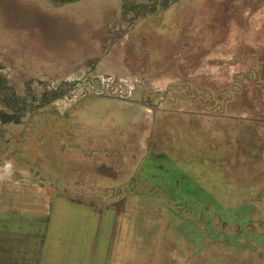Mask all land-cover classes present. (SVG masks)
Returning <instances> with one entry per match:
<instances>
[{
	"label": "rangeland",
	"instance_id": "rangeland-1",
	"mask_svg": "<svg viewBox=\"0 0 264 264\" xmlns=\"http://www.w3.org/2000/svg\"><path fill=\"white\" fill-rule=\"evenodd\" d=\"M154 1L0 0V160L111 210L105 264H264V0Z\"/></svg>",
	"mask_w": 264,
	"mask_h": 264
},
{
	"label": "crops",
	"instance_id": "crops-1",
	"mask_svg": "<svg viewBox=\"0 0 264 264\" xmlns=\"http://www.w3.org/2000/svg\"><path fill=\"white\" fill-rule=\"evenodd\" d=\"M0 163V264H105L111 210L62 195L38 199L27 170Z\"/></svg>",
	"mask_w": 264,
	"mask_h": 264
},
{
	"label": "trees",
	"instance_id": "trees-1",
	"mask_svg": "<svg viewBox=\"0 0 264 264\" xmlns=\"http://www.w3.org/2000/svg\"><path fill=\"white\" fill-rule=\"evenodd\" d=\"M55 1L62 3L63 1H70V0H55ZM176 1L177 0H155L149 8L142 6L140 11H143L142 12L143 14H148L151 11V9L158 10V6H160L161 10H164ZM5 142L10 144L11 140L6 139Z\"/></svg>",
	"mask_w": 264,
	"mask_h": 264
},
{
	"label": "flooded vegetation",
	"instance_id": "flooded-vegetation-1",
	"mask_svg": "<svg viewBox=\"0 0 264 264\" xmlns=\"http://www.w3.org/2000/svg\"><path fill=\"white\" fill-rule=\"evenodd\" d=\"M0 84H1V82H0ZM0 99L2 100L3 97L0 96ZM17 103H18V102H17ZM18 107H19V106H18ZM18 107H17V105H16V108L14 109L15 112L12 111V113H5V115H2L3 118H4V119H3L4 122L8 123V122L6 121L7 118H5V117H6V114H8V115H12L11 118H10V119H11L10 121L14 120V115H17V114L19 115ZM12 110H13V109H12ZM16 110H17V111H16ZM7 120H8V119H7ZM12 122H13V121H12Z\"/></svg>",
	"mask_w": 264,
	"mask_h": 264
},
{
	"label": "water",
	"instance_id": "water-1",
	"mask_svg": "<svg viewBox=\"0 0 264 264\" xmlns=\"http://www.w3.org/2000/svg\"><path fill=\"white\" fill-rule=\"evenodd\" d=\"M20 115H22V116H20ZM11 116L12 115H8V114H6V118L8 119V121H10L11 119ZM25 116V114H17V115H14V120H13V122L14 123H18L19 121H20V119H21V117H24Z\"/></svg>",
	"mask_w": 264,
	"mask_h": 264
},
{
	"label": "clouds",
	"instance_id": "clouds-1",
	"mask_svg": "<svg viewBox=\"0 0 264 264\" xmlns=\"http://www.w3.org/2000/svg\"><path fill=\"white\" fill-rule=\"evenodd\" d=\"M11 168V165L10 164H8V165H6L5 166V169L7 170V169H10ZM0 179H2V177H0Z\"/></svg>",
	"mask_w": 264,
	"mask_h": 264
}]
</instances>
